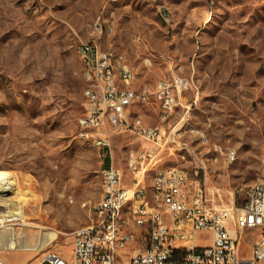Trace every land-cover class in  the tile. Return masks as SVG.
I'll return each mask as SVG.
<instances>
[{
  "label": "rangeland",
  "instance_id": "1",
  "mask_svg": "<svg viewBox=\"0 0 264 264\" xmlns=\"http://www.w3.org/2000/svg\"><path fill=\"white\" fill-rule=\"evenodd\" d=\"M90 39L123 56L130 87L152 88L171 74L191 81L147 166V186L157 168L177 166L228 204L234 191L264 181V0H0V171L14 176L0 211L19 201L24 216L0 220L19 238L16 248L0 241L7 264H41L48 252L67 258L73 232L101 198L106 159L130 187L127 153L152 147L112 134L105 154L79 136L85 83L76 48ZM132 110L159 124L155 100ZM49 233L57 239L34 249ZM140 246L138 235L119 259Z\"/></svg>",
  "mask_w": 264,
  "mask_h": 264
},
{
  "label": "built area",
  "instance_id": "2",
  "mask_svg": "<svg viewBox=\"0 0 264 264\" xmlns=\"http://www.w3.org/2000/svg\"><path fill=\"white\" fill-rule=\"evenodd\" d=\"M160 16L168 18L165 9ZM76 50L85 53L89 65V77H83L85 110L78 119L79 136L105 154L112 134L130 133L152 147L127 153L130 187L112 165L100 170L104 196L95 202L90 223L73 232L67 258L48 252L41 264H264V181L234 191L228 204L219 191L192 186L186 171L177 166L159 167L150 185L145 182L147 166L169 139L165 126L191 81L171 74L152 88L130 87L134 72L122 55L102 49L96 39L80 42ZM149 100L159 106L156 126L132 110ZM216 198L219 203H214ZM118 206H126L128 216H121ZM200 233L208 235L207 244H202L206 240ZM138 235L141 246L126 260L119 259ZM0 264L7 263L0 258Z\"/></svg>",
  "mask_w": 264,
  "mask_h": 264
},
{
  "label": "bare ground",
  "instance_id": "3",
  "mask_svg": "<svg viewBox=\"0 0 264 264\" xmlns=\"http://www.w3.org/2000/svg\"><path fill=\"white\" fill-rule=\"evenodd\" d=\"M167 17H168V14H167ZM78 54H79V57L82 61V65H83V77H89V65H88V61L85 59V53H79V51H78ZM84 138L86 139V137H84ZM100 176H101V187H102L101 197H103L104 196V177H103L102 173H100ZM13 178H14V176L10 172L0 171V198H4V199L6 197L8 198L7 194L11 193L12 188H13V181H12ZM10 205L11 206L9 209L5 208V210L0 211L1 222L13 221V220L23 221L24 216H23L22 212H20L19 201H13V203ZM93 208H95V205L93 206ZM93 208H92V210H93ZM118 213H121V216H128V208H126V206H118ZM14 231L3 230V229H2V231L0 230V241H1V246H3V248H5V247L16 248L17 239H19V238H18V236H16V233ZM18 232L20 233V231H18ZM55 239H57L56 234H54V233L46 234V235H44L43 241L40 244V246L34 247V249L40 250L46 245L47 241H54Z\"/></svg>",
  "mask_w": 264,
  "mask_h": 264
},
{
  "label": "trees",
  "instance_id": "4",
  "mask_svg": "<svg viewBox=\"0 0 264 264\" xmlns=\"http://www.w3.org/2000/svg\"><path fill=\"white\" fill-rule=\"evenodd\" d=\"M108 165V159H106V166Z\"/></svg>",
  "mask_w": 264,
  "mask_h": 264
},
{
  "label": "crops",
  "instance_id": "5",
  "mask_svg": "<svg viewBox=\"0 0 264 264\" xmlns=\"http://www.w3.org/2000/svg\"><path fill=\"white\" fill-rule=\"evenodd\" d=\"M150 145V144H149Z\"/></svg>",
  "mask_w": 264,
  "mask_h": 264
}]
</instances>
